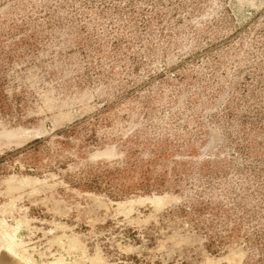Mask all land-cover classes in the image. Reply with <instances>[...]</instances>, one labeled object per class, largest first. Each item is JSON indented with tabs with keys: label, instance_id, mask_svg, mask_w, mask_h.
<instances>
[{
	"label": "rangeland",
	"instance_id": "374dc122",
	"mask_svg": "<svg viewBox=\"0 0 264 264\" xmlns=\"http://www.w3.org/2000/svg\"><path fill=\"white\" fill-rule=\"evenodd\" d=\"M0 264H264V0H0Z\"/></svg>",
	"mask_w": 264,
	"mask_h": 264
}]
</instances>
